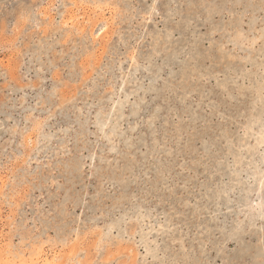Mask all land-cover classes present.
Returning <instances> with one entry per match:
<instances>
[{
  "label": "rangeland",
  "instance_id": "374dc122",
  "mask_svg": "<svg viewBox=\"0 0 264 264\" xmlns=\"http://www.w3.org/2000/svg\"><path fill=\"white\" fill-rule=\"evenodd\" d=\"M263 126L264 0H0V264H264Z\"/></svg>",
  "mask_w": 264,
  "mask_h": 264
},
{
  "label": "bare ground",
  "instance_id": "6f19581e",
  "mask_svg": "<svg viewBox=\"0 0 264 264\" xmlns=\"http://www.w3.org/2000/svg\"><path fill=\"white\" fill-rule=\"evenodd\" d=\"M69 1H70V0H69ZM76 1H77V0H76ZM67 2H68V0H67ZM74 3H75V2H74ZM73 5H74V4H73ZM61 6H62V5H61ZM63 6H64V5H63ZM28 8H30V7H28ZM25 10H26V9H25ZM50 17H51V16H50ZM38 19H39V18H38ZM36 20H37V19H36ZM39 20H41V19H39ZM47 21H48V20H47ZM50 22H51V21H50ZM91 35H92V34H91ZM32 84H33V83H32ZM34 85H35V84H34ZM34 85H33V86H34ZM60 96H61V95H60ZM28 113H29V112H28ZM44 117H45V116H44ZM44 119H45V118H44ZM40 120H42V119H40ZM40 120H39V122H40ZM37 121H38V120H37ZM37 121H36V122H37ZM103 124H104V123H103ZM39 125H40V124H39ZM35 126H37V125H35ZM35 126H34V127H35ZM38 127H39V126H38ZM40 127H41V126H40ZM50 127H51V126H50ZM263 127H264V126H263ZM23 129H24V128H23ZM51 129H52V128H51ZM46 130H47V129H46ZM46 130H45V131H46ZM25 131H27V130H25ZM39 131H40V130H39ZM47 131H48V130H47ZM14 132H15V131H14ZM33 132H34V131H33ZM48 132H50V131H48ZM56 132H57V131H56ZM260 132H261V131H260ZM16 133H17V132H16ZM35 133H36V132H35ZM39 133H40V132H39ZM44 133H45V132H44ZM46 133H47V132H46ZM22 135H23V134H22ZM48 135H49V134H48ZM41 136H42V135H41ZM43 136H44V135H43ZM43 136H42V137H43ZM49 136H51V135H49ZM38 137H40V135H39ZM45 137H46V136H45ZM260 137H261V136H260ZM46 138H47V137H46ZM50 139H51V138H50ZM261 139H262V138H261ZM263 139H264V138H263ZM25 140H26V139H25ZM29 141H30V140H29ZM263 141H264V140H263ZM24 142H25V141H24ZM26 142H28V141H26ZM36 142H37V141H36ZM45 142H46V141H45ZM49 142H50V141H49ZM22 143H23V142H22ZM263 143H264V142H263ZM50 144H52V143L50 142ZM23 146H24V144H23ZM36 146H38V145H36ZM40 146H41V145H40ZM40 146H39V147H40ZM42 146H43V145H42ZM42 146H41V147H42ZM24 147H25V146H24ZM33 148H34V147H33ZM43 148H44V147H43ZM25 149H26V148H25ZM39 149H40V148H39ZM44 149H45V148H44ZM46 149H47V148H46ZM31 151H32V150H31ZM47 151H48V150H47ZM26 152H29V150L26 151ZM29 153H30V152H29ZM37 153H38V152H37ZM39 154H40V153H39ZM26 155H27V154H26ZM28 155H29V154H28ZM26 157H27V156H26ZM32 158H33V157H32ZM48 158H49V157H48ZM29 159H30V158H29ZM33 159H34V158H33ZM259 182H260V181H259ZM259 184H260V183H259ZM258 201H259V199H258ZM251 202H252V201H251ZM251 202H250V203H251ZM250 203H249V204H250ZM244 204H245V203H244ZM246 204H247V203H246ZM249 204H248V205H249ZM256 204H257V203H255V205H256ZM248 205H247V206H248ZM262 205H263V203H262ZM242 206H243V205H242ZM243 207H244V206H243ZM249 207H250V206H248V208H249ZM256 207H257V206H256ZM263 207H264V206H263ZM251 208H252V207H251ZM246 210H247V209H246ZM254 210H255V209H254ZM259 210H260V209H259ZM262 210H263V209H262ZM255 211H256V210H255ZM245 212H246V211H245ZM254 213H255V212H254ZM259 213H260V212H259ZM256 214H257V213H256ZM261 215H262V214H261ZM256 216H257V215H256ZM259 216H260V215H259ZM262 217H263V216H262ZM127 228H128V227H127ZM113 229H114V228H113ZM140 230H141V229H140ZM106 234H107V233H106ZM33 253H34V252H33ZM36 254H37V253H36ZM36 254H35V255H36ZM32 257H33V256H32ZM36 258H37V257H36ZM31 261H32V260H31ZM23 264H24V263H23Z\"/></svg>",
  "mask_w": 264,
  "mask_h": 264
}]
</instances>
